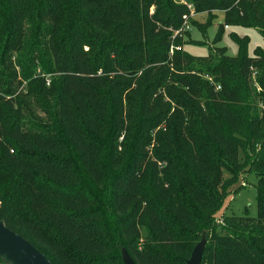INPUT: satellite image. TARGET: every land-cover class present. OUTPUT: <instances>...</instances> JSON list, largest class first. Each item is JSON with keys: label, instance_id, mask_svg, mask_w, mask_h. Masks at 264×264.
Here are the masks:
<instances>
[{"label": "trees", "instance_id": "16d2710c", "mask_svg": "<svg viewBox=\"0 0 264 264\" xmlns=\"http://www.w3.org/2000/svg\"><path fill=\"white\" fill-rule=\"evenodd\" d=\"M185 1L264 33V0ZM187 4L0 0V222L53 264H186L203 235L200 264H264V49L188 54ZM245 168L257 215L218 222Z\"/></svg>", "mask_w": 264, "mask_h": 264}, {"label": "rangeland", "instance_id": "374dc122", "mask_svg": "<svg viewBox=\"0 0 264 264\" xmlns=\"http://www.w3.org/2000/svg\"><path fill=\"white\" fill-rule=\"evenodd\" d=\"M215 14L216 16L213 18L212 23L205 31H201L197 26L191 25V28L188 31L190 35L183 36L184 51L193 56H207L212 50H214V48L220 47L226 48L228 55L236 56L238 53V44L233 39L232 34H237L240 37L247 36L249 38L247 51L250 55L254 53V49L257 47L264 49V33L262 34L258 28L234 25L225 27L224 13L222 11H217ZM193 19L199 23H206L209 16L206 13H198ZM219 34L220 39L219 41H216L215 38ZM252 80H254L252 86L256 90H260L257 85L256 77ZM259 106L261 110L264 108V105H261V103H259ZM38 113L44 115V112L41 110H38ZM121 140L122 137H120V141ZM153 143H155V139L152 141V145H154ZM239 157L241 160L244 159V155L241 151L239 152ZM248 169L249 168H245L230 187L231 193L225 198L221 210L217 213V216L219 217L218 222H221L223 214L244 215L247 213L249 216L256 217L258 178L253 170ZM224 176L229 178L230 173L225 170ZM205 240L206 237L203 235L199 242L201 243V246L204 245ZM0 264L11 263L0 257Z\"/></svg>", "mask_w": 264, "mask_h": 264}, {"label": "water", "instance_id": "95a60500", "mask_svg": "<svg viewBox=\"0 0 264 264\" xmlns=\"http://www.w3.org/2000/svg\"><path fill=\"white\" fill-rule=\"evenodd\" d=\"M203 247L199 243L186 264H200ZM0 257L11 264H53L44 253L3 222H0ZM123 259L125 264H136L126 251Z\"/></svg>", "mask_w": 264, "mask_h": 264}, {"label": "built area", "instance_id": "2783aa9c", "mask_svg": "<svg viewBox=\"0 0 264 264\" xmlns=\"http://www.w3.org/2000/svg\"><path fill=\"white\" fill-rule=\"evenodd\" d=\"M177 1L180 2V3L187 4L185 0H177ZM187 7H188L190 13L188 15H184L183 16V25H182L181 29H179V30H177L175 32V34L182 33V35H183V33L185 31L190 30V28H191L190 19L193 18L196 14H198V13L195 12L194 7H193L192 4H187ZM225 27H227V26H225ZM173 49H174V46L171 47V53L173 52ZM253 76H255V73H254ZM216 88L220 89V86L218 85Z\"/></svg>", "mask_w": 264, "mask_h": 264}]
</instances>
